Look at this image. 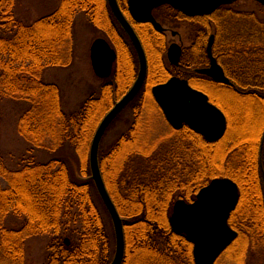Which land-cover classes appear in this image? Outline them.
Wrapping results in <instances>:
<instances>
[{
	"label": "trees",
	"instance_id": "obj_1",
	"mask_svg": "<svg viewBox=\"0 0 264 264\" xmlns=\"http://www.w3.org/2000/svg\"><path fill=\"white\" fill-rule=\"evenodd\" d=\"M99 1L60 0L52 12L26 23L15 14V0H0V104L3 99L26 102L17 130L29 143L17 168H8L0 151V264H26L25 242L38 235L49 238L46 264H106L113 255L111 221L90 179L89 164L84 175L76 178L63 159L43 162L35 154V149L51 151L63 144L87 150L100 116L104 115L102 109L113 98L112 69L111 75L103 79L100 94L89 95L79 111L68 113L62 105L60 87L43 76L47 67L62 63L76 14L84 11L96 21L93 10ZM101 1L105 2L113 31L115 21L107 0ZM163 10L166 13L162 14ZM168 12L180 14L164 5L155 9L154 15L163 21L165 15L172 16ZM218 13V20L213 19L212 24V51L231 83L209 80L207 84L232 97H243L241 100L247 97L264 108V17L231 5L218 7L212 15ZM209 34L203 22L195 26L188 50L194 47L196 51L189 55L185 50L182 63L186 68L207 62ZM132 57L135 63L136 55ZM147 78L148 73L144 86ZM144 86L125 108L133 110L131 126L103 156L99 149V166L106 185L103 165L113 161L112 189L108 185L107 189L120 215L125 217L122 264H194L191 243L170 229L169 209L176 195L191 201L199 188L214 177L213 155L227 142L224 136L229 131V114L212 101L227 116L225 134L217 141L209 142L187 126L179 130L168 126L167 132L157 136L154 146L148 150L140 148L149 138L137 131ZM153 104L163 117L158 105ZM134 142L138 149H125V144ZM234 146L241 145H231ZM250 155H240L239 160L232 155L226 159L232 169L226 168L225 175L237 183L239 190L237 206L228 218L237 236L226 248L236 247L237 255L232 258L236 264H246V252L264 259V179L257 148ZM116 156L121 158L118 164ZM8 215L20 219V225L5 226ZM104 220L110 223V231ZM67 233L75 238L68 245L63 238Z\"/></svg>",
	"mask_w": 264,
	"mask_h": 264
},
{
	"label": "rangeland",
	"instance_id": "obj_2",
	"mask_svg": "<svg viewBox=\"0 0 264 264\" xmlns=\"http://www.w3.org/2000/svg\"><path fill=\"white\" fill-rule=\"evenodd\" d=\"M59 1L60 0H15L14 11L20 19L26 23H30L36 18L52 12L58 6ZM98 3L99 4L97 5L96 9L93 10V12H95L96 21H92L84 11L76 14L71 28V37L68 44L69 47L64 51L63 55L65 56L62 59V63L57 66L47 67L43 72L45 80L55 82L60 87V92L62 94V105L64 110L68 113L79 111L83 102L89 95L98 96V94H100L103 79L97 77L94 74L89 57L90 46L95 38H105L112 47L116 46L117 50L121 54L117 55V60L115 63L116 65L113 71V98L111 97L112 99H108L107 105H105L102 109L101 115L102 113L105 114L112 107V105L130 88L136 78L138 66L136 60L135 63L132 60L133 57L131 54L132 50L130 49L131 46L129 45V52L128 48L124 45V42L121 40L118 34L117 38L120 40H115L116 36L115 34H112L114 31L111 29V19L107 14L104 4L105 2L103 3V1L100 0ZM123 4H125L124 0ZM230 5L231 7L237 8L241 11H253L260 18L264 17V6L255 0H236L228 6ZM212 13L208 14L210 16L204 19L196 18L197 16L189 17L184 16L181 13H175L178 15V17L184 16L182 17L181 21L179 23H175L173 21L171 22L165 20L163 21V25L173 27L175 30L180 31L183 37V43L185 47L184 49L188 52L189 50H192L189 53L192 54L195 53V48L192 47L189 50L188 48L192 46V39H194L192 38V35L194 34L195 26L197 27L199 22H203L204 29L208 28L210 32L209 36L214 33L212 29L213 19L218 20L219 13L214 15H212ZM169 14L177 18L175 14ZM135 25L136 28H138V32L142 38L148 61L147 84L144 86L145 90L142 93L144 98L142 100L140 99L141 104L140 111L138 113L140 118L138 124H140V127H137V131H141L139 135L145 134L147 138L149 137L147 139V144L145 141L143 145L140 146V148H146L148 150L157 143V136H160L162 133L168 131V125L164 121L163 117H161L158 109L153 104L155 100L153 99L149 90L154 84L163 82L169 77V75L166 73V69L168 70L170 67L166 59V50L172 41H177V37L173 38L169 32L165 34L158 33L151 25L146 23H136ZM125 51L130 53V55H126L125 53L127 52ZM134 65H136V67H134ZM186 71L182 72L186 73ZM164 77L165 80L161 81ZM202 85L205 91L208 92L210 100L216 102V104L219 105V107L224 108V110H227L229 114V131H226V134L224 133V137L227 139V142H224L223 148L222 145H220L219 149L216 150V154L213 155V178L229 177L225 175L227 172L226 168L231 170L232 168L230 166L232 164L229 163L230 166L226 164L227 156H234V160L235 158L239 160L240 155H247L249 158L251 156L250 152L254 153L257 148V151H259L260 171L262 172L264 179V138L262 140V135L264 133L263 106L259 103L248 101L250 99L247 97H245L244 100L240 99L243 97H232V95H228L225 91L216 89L211 84L202 83ZM25 106L26 102L24 101L17 102L10 99H3L0 104V151L5 161V165L11 169L20 166L19 163L25 154H27V150L29 148V143L17 130V120L21 114L20 111L25 108ZM102 117L103 116H100V120ZM225 117L227 116L225 115ZM133 120L134 115L131 108L124 110L119 115V117L111 124L103 136L100 146V155L103 156L105 152L111 150V147L117 141L118 137L122 136L128 130ZM134 143L128 145L125 144V149H138L139 146L137 142ZM220 143L222 144V142ZM235 144L241 146L239 148L235 146L231 147V145ZM89 145L87 150L86 147H82L85 149L75 150L69 144H63L60 148L51 151L45 149H35L36 159L43 162L51 158L63 159L69 165L74 176L77 178L80 177V174L84 175L83 171L88 165ZM117 156L115 164H118L121 159ZM104 165L103 173L109 180H107V185L112 189L111 181L113 180V161L106 167H104ZM107 185L106 188H108ZM178 198L181 197L176 195L170 206L169 216L172 211L173 203ZM124 218L125 217H123V219ZM20 222V219L12 215H8L4 218V224L7 227H17L20 225ZM104 224L105 228L107 226L108 230L110 231V223L107 220H104ZM73 237L74 236L70 233H67L63 236L64 239H68V244L74 241L75 238ZM48 242L49 238L47 235H38L28 238L25 242L26 264H46V246ZM236 255V247L226 249L217 258L214 264H234L235 259L232 258H234ZM111 256L113 257V255ZM112 257L106 264L110 263ZM88 259H90V256L86 257V260ZM245 260L246 264H264V259L252 252H246ZM84 263H87V261Z\"/></svg>",
	"mask_w": 264,
	"mask_h": 264
},
{
	"label": "water",
	"instance_id": "obj_3",
	"mask_svg": "<svg viewBox=\"0 0 264 264\" xmlns=\"http://www.w3.org/2000/svg\"><path fill=\"white\" fill-rule=\"evenodd\" d=\"M236 0H127L128 12L138 23H150L156 31L163 26L155 19L152 10L169 5L185 16H201L214 12L222 5L232 4ZM264 6V0H255ZM109 10L129 38L138 62L136 78L130 88L103 115L92 136L88 164L90 179L106 209L112 224L114 253L109 264H122L125 252L123 217L120 215L110 196L99 166V148L101 140L111 122L129 105L141 91L148 71L147 55L141 40L132 24L126 18L117 0H107ZM214 35L211 34L206 45L209 67L196 69L214 81L231 83L221 65L212 53ZM180 47L173 43L167 49V58L172 65H178ZM90 63L94 74L108 78L113 69L116 55L113 47L103 37H97L90 46ZM151 95L161 109L166 121L174 129L183 124L202 135L207 141L214 142L223 137L227 121L219 107L209 101L208 96L193 88L186 79L171 76L166 81L151 87ZM264 133L262 135V140ZM262 144V141H261ZM239 198L237 183L229 177L212 178L196 193L195 199L186 202L182 198L175 200L168 217L170 229L175 234H183L192 245L194 264H214L222 252L236 238L237 231L228 224L230 213L235 210ZM68 244V239H64Z\"/></svg>",
	"mask_w": 264,
	"mask_h": 264
},
{
	"label": "flooded vegetation",
	"instance_id": "obj_4",
	"mask_svg": "<svg viewBox=\"0 0 264 264\" xmlns=\"http://www.w3.org/2000/svg\"><path fill=\"white\" fill-rule=\"evenodd\" d=\"M118 1V4H119V6H120V8L122 9V11H123V13L125 14V16H126V18L129 20V22L132 24V26H133V28H134V30L136 31V33H137V35L139 36V38H140V40H141V43H142V46H143V48H144V45H143V42H142V38H141V36H140V33L138 32V28H136V23H138V22H136V21H134L132 18H131V16H130V14H129V12H128V5H127V0H124L125 1V4H123V0H117ZM124 7H125V9H124ZM160 7V6H159ZM159 7H157V8H159ZM157 8H154L153 10H152V14H153V16L155 17V19L163 26V30L162 31H157L158 33H162V34H165V33H167V32H169L170 33V35L174 38V37H177V41H172L169 45H168V47L171 45V44H173V43H175V44H177L179 47H180V58H179V62H178V65H172L170 62H169V60H168V58H167V50H166V59H167V63L170 65V67L168 68V71L170 72V74H169V77H171V76H178V77H180V78H184V79H186L187 81H188V83L193 87V88H195V89H198V90H200V91H202V92H204L207 96H208V98H209V101L211 102V103H213L211 100H210V97H209V95H208V93L206 92V91H204L202 88H201V86L200 85H202V83H208V81L210 80V81H214L212 78H210L209 76H207L206 74H203V73H198L197 71H196V69H200V68H207V67H209V58L207 57V62L205 63V64H203V65H201V66H197V67H188V68H186L185 66L186 65H183V63H182V57H183V55H184V53H185V47H184V43H183V37H182V34L180 33V31H178V30H175L173 27H170V26H164L163 25V21H165V20H168V21H173V22H175V23H179L180 21H181V19H182V17H178V15L177 14H175V16L177 17V18H175V17H173V16H171V17H165L164 16V20L163 21H161V20H159V19H157L156 18V16L154 15V10L155 9H157ZM161 13L163 14V13H166V12H164V10L163 11H161ZM168 13H170V12H168ZM174 14V13H173ZM113 19H114V17H113ZM114 21H115V19H114ZM116 22V21H115ZM116 24H117V26H119L118 25V23L116 22ZM146 24H149V25H151L150 23H146ZM117 26L114 24L113 25V31H114V33L113 34H115V40H120L119 38H117V34L120 36V38H121V40L124 42V45L128 48V50H129V52H130V49L132 50V52H131V54L132 55H136V52H135V50H134V48H133V46H132V44H131V42H130V40H129V38L125 35V33L123 32V30L120 28V30L122 31V33H123V35L119 32V30H118V28H117ZM152 26V25H151ZM153 27V26H152ZM142 28V27H141ZM154 28V27H153ZM156 31V30H155ZM213 35H214V33H213ZM214 41V40H213ZM131 47H130V46ZM207 45V44H206ZM129 47H130V49H129ZM168 47H167V49H168ZM113 50L115 51V55H116V58H115V61H114V63H113V71H114V69H115V63H116V60H117V55H121L120 54V52L117 50V48H116V46H113ZM144 50H145V48H144ZM192 50H190L189 51V53L191 52ZM125 52H127V51H125ZM126 55H130V53H125ZM189 55H194V53H192V54H189ZM213 56H214V54H213ZM215 57V56H214ZM216 58V57H215ZM136 60H137V58H136ZM217 60V59H216ZM218 62V61H217ZM147 63H148V61H147ZM219 63V62H218ZM222 67V66H221ZM184 69H186V70H184ZM223 69V68H222ZM182 71H186V73L185 72H182ZM223 72H224V70H223ZM185 73V77H182V74H184ZM225 73V72H224ZM168 77V78H169ZM167 78V79H168ZM166 79V80H167ZM165 80V81H166ZM164 82V81H163ZM215 82H217V81H215ZM161 83V82H160ZM218 83H221V82H218ZM157 84V83H156ZM200 84V85H199ZM221 84H225V83H221ZM227 84H229V83H227ZM155 85V84H154ZM163 119H164V121L167 123V125L168 126H170L171 127V125L165 120V118L163 117ZM183 126H187L186 124H183L179 129H181ZM187 127H189V126H187ZM190 128V127H189ZM174 129V128H173ZM179 129H176V130H179ZM191 129V128H190ZM195 132V131H194ZM197 193V192H196ZM195 196H196V194H195ZM182 199H184V198H182ZM195 199V197L192 199V200H194ZM185 200V199H184ZM191 200V201H192ZM186 202H191V201H187V200H185Z\"/></svg>",
	"mask_w": 264,
	"mask_h": 264
}]
</instances>
